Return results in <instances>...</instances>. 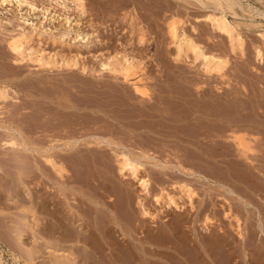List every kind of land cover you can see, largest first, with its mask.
Listing matches in <instances>:
<instances>
[{
    "label": "rangeland",
    "instance_id": "374dc122",
    "mask_svg": "<svg viewBox=\"0 0 264 264\" xmlns=\"http://www.w3.org/2000/svg\"><path fill=\"white\" fill-rule=\"evenodd\" d=\"M129 1L131 3H129L128 0L125 2H123V0L122 1H120V0H110V1L109 0H86V7H87L86 8L87 9L86 15L83 18H80L78 20V22H76V23L73 22V24H72L73 29L70 32V35L68 37H65L66 41H68V42H66V41L63 43L52 42L50 40V38H47L48 37L47 34H45V35H43L41 42H38V40L36 38H33V41H31L29 43V45L31 47L33 46V48H35V49H38V50L40 49L41 50L40 53L43 54V57L45 55V57H44L45 60L49 59V58L61 60L62 57L67 58V59L69 57H75V58H77V60L79 59L78 60L79 63H81V62L83 63V61H84V63L87 62L88 65L87 64L86 65L89 66V68L90 67L92 68V66L94 65L93 66L94 70L98 69L99 60L104 59L111 52L114 54L115 52L121 50V52H127L129 55L131 54L132 56L133 55L135 57L137 56L136 58L142 60L143 64H144V70L140 73L141 79L144 83L148 84V87L150 86L149 87L150 93L153 96L151 95L150 99L146 100V101H145V99L139 98L137 96H133L134 93L132 92V89H130L131 86H130V88H127V87H129V85L127 83L123 82L121 79L115 80L113 75H110V73L109 74L104 73L106 76L104 74L95 75L97 73L96 72L94 73V71L93 72L88 71V73H83L82 71L80 72V68H78V66L65 68L66 66H64V65L61 68H60V66H56L59 70L58 69L55 70L56 67L53 68L50 65H47L48 67L46 65L44 67L43 66L40 67V66L36 65L37 63L36 62L34 63V61L24 60L23 63L26 62L28 65V66L26 64L24 65L26 67V68L23 67L24 71L28 69L26 72H28L29 74L33 73L32 76L38 75L39 77H42V79L51 80L52 84H49L50 81H48L49 83H47V86H49V87L51 86V88H48V89H46L47 87L44 88L46 86V84H45V85H41L39 87V91L41 89H44V90L46 89L45 91H48L50 89H53V91H54L57 89L56 91H59V93H57L55 91L56 92L55 95L53 93V95H54L53 101H50L45 96L43 97V101H40V100L35 101V103L39 105L38 106L39 108H38L37 105L34 104V101H28V102L26 101V103H25V101L23 100V99H26L24 95H25L27 89L30 88V87H28V83L25 82V80H23V79H19V80L15 81V82H19L17 85H14V88L18 92V94H17V96H18L17 101L18 102L17 103H19V101H20V111H23L24 113L27 114V117H29V118L26 117L27 119L26 118L24 119L25 122H29V123H24L25 128H26L25 130L27 131V129H28L27 133L29 132L28 134L29 135L31 134L33 136L32 140H29L30 141L29 145L31 146V148L36 147V148H41V149L43 146H45L46 144H48L50 142L57 145L58 148L55 150L58 153V156L60 154L59 158L63 162L65 161L67 164L69 163L68 164L69 167H71V169L73 167L76 168L75 170L77 172H80L81 170H83L84 172L85 171L87 172V173L85 172L84 174H82L83 172L81 171L82 173H79V175L81 174L79 176L77 174V172L75 170H73L74 168L72 169L73 171H71V169H70L69 171L71 172V174H73L72 175L73 178H69V180L67 182H65V184H68V185L72 184L75 186H79L80 181L82 182L83 180H85L84 178H86V177H84V176L89 175V173H90V175H89L90 178L87 177V179L93 180L92 183L94 185H96L97 181L99 183V180H101L103 178L104 180L102 179V184H101V182L99 183V185L101 184L100 186L103 187L102 188L103 192H102V189L100 186H98V185H96V186H98L100 189V190H98V193L101 192L102 194L100 193V195L105 196V197L102 196L104 198V200L102 198H101V200H102V202L107 201V202H105L107 208L109 210L114 211L118 215H119V213L121 215L124 213L125 217L127 215L130 217L133 216L132 215V209H133V212H134L133 217H136L138 219L142 218V220H144L143 217L140 216L141 215V212H139L140 207H139L138 202H137L139 193H142V192H140V187L138 186V183L134 179H132L131 177H129V176L125 177V176H122L119 174L118 165H117V162L115 160V151L116 150L126 148V149H129L131 151L136 152V151H138V149L140 147H142L141 149L145 150L146 152L148 151L147 153H152L153 156H155V158L143 157L141 160L144 163L143 167H142V173L144 175H147L150 177L151 184L153 185V188L151 187L152 193H150V195H148L144 199V201L147 202V204L150 208H152V211L157 213V219L156 220L158 222L154 221V224L156 222L158 223V225L160 223H162L159 226H161V225L165 226V224H168V225L171 224L170 226H172V228L175 224V225H178L179 228L182 229L183 232H185L184 233L185 236H186V232L188 234L185 238V242L182 241L179 244L182 248L178 247V249H177V248L172 247V248L167 249V248H163V247L162 248L157 247V249H156L155 246H151L150 248H154L156 250H153V249L152 250L150 249L151 251L149 250L151 253H149V255H147V256H151L150 264H153V263L154 264H156V263L157 264H163V262L164 263L166 262L168 264H254L252 262L253 260L255 261L254 258H256V257H254V256H257V259H258V257H260V255H261V256H263V259H264V253H263L264 252V250H263L264 249V243H262V242H264V239H263L264 238V230L262 231V228H260L261 224H262V227L264 228V51H263L264 46H262V45H264V41L257 33L260 31V29L262 27L257 28L256 26H253L254 24H252V23H251L252 25L242 24V25L238 26V28H239L242 36H243V53H241L239 50H237L235 52H231L228 49L229 48L228 47V40L224 34L212 30V28H210L211 26L207 22L202 21L203 22L202 23L201 21H197V18H194L195 16L197 17V15L198 16L201 15L200 17H202V15L207 12V9H203V7L201 8L200 4H198L200 6V7H198L197 3L196 4L193 3L192 0H190V2H192V3H189L188 0H184V2H183V0H182V2L180 0L179 1L174 0V2L172 0H169L170 3L168 0H163V1L160 0V2L162 1L161 3H158L159 0L158 1L148 0V2H146V3H143V1L145 2L147 0H138V1L137 0L136 1L135 0L134 1L129 0ZM150 1H152V3H153V1L154 2L156 1L157 4L155 2L153 4L146 6L147 4L151 3ZM165 1H166V3H165ZM186 1H188V3ZM204 1H208V0H204ZM243 1H246V0H243ZM121 2H123V4H121ZM126 2L129 3L128 4L129 6L127 5ZM133 2H136L138 4V6L136 3H133ZM171 2L174 3L175 5L172 4ZM178 2H179V4H178ZM263 2H264V0H252L251 6L254 5L253 6L254 9H252L250 14L252 16H254L258 22L261 21L264 24L263 14L262 15L257 14V9L258 10H262V9L264 10ZM125 3H126V5H125ZM140 3H143L144 5L146 4V5L143 6V5H140ZM130 4L133 6H131ZM134 4L136 7L134 6ZM154 4H156L155 5L156 7L153 6ZM158 4H160V5H158ZM161 4L162 5L165 4V6H162ZM168 4H171V5H168ZM194 4L197 6H195ZM166 5H167V9H165ZM183 5H185L184 8H182ZM139 6L142 8L143 7H149V8H147L148 10H146V8H144V10L147 11V12H145L143 9L141 11V8H139ZM7 7L10 8V6H7ZM169 7H171L170 10H169ZM191 8H193V9H191ZM149 9H151L152 12ZM58 10L63 14L68 13L70 11L64 7L58 8ZM163 10H165L166 12H167V10L169 12L172 10L171 13H173V11H174V14L176 13L179 16H181L182 18L176 14H175L176 15L175 16V15H172L171 13L168 14L169 12L165 13V11H163ZM177 10H179V11L183 10L182 14H181V11L179 13V11L177 12ZM11 11H12V9H11ZM11 11H8L7 13L1 15V13L6 12V9H4L3 11L0 12V16L4 17L8 13L10 14ZM190 11H192V12H190ZM124 12H128V13L133 12L136 16L135 17L136 21L135 22L133 21L134 23L132 24L129 14L127 15V17L124 18V16H123ZM137 12H139V13H137ZM193 12L195 14H193ZM196 12H198V14H196ZM71 13H73V12H71ZM142 13H144L145 16ZM156 13H158L160 15H158ZM167 15H168V17H167ZM173 16L176 17L178 20H181L184 22L183 26H184L186 32L188 34H190L191 36H193L197 42H200L205 47L207 52H210V51L214 52L215 51V53L219 52L222 56L227 57V63H226V66L224 67L223 74H219V73L218 74L217 73L208 74V73L204 72L201 69V67H199V62H197V63L195 62L192 64L191 60H190V62H188V60H185L186 62H184L183 60L182 61H176V62L174 61L173 56H172V54H173L172 51L174 50V48L171 49V47H173V46L170 45V43H168L170 41L168 38L169 35L167 34L168 32H166L167 26L165 24L167 22V20L172 18ZM157 17H159V18H157ZM189 18H191V19H189ZM185 19H187V21ZM63 21L64 20H62L60 18H56L52 22H50V20H47L45 22V25L47 24V27L51 28V30H53L55 32V34H57L55 37H59L58 36L59 31L60 30L62 31L64 29V27L63 28L61 27V24L63 23ZM157 21H158V23H157ZM198 22L201 24H199ZM199 25H202V26H199ZM194 26L196 27L195 30L193 29ZM139 27L143 28V32L146 34V37H147V40H145V42H143L141 44L137 42ZM205 27H207V28H205ZM199 28H201V29H199ZM202 28H204L203 29L204 31H202ZM79 31L85 32L88 34L85 36L84 39H80L81 36L80 37L76 36V33ZM193 31L195 34L194 33L191 34ZM202 32H204V34ZM198 34L201 37H198ZM3 36L7 37V35H3L2 33H0V38ZM196 36L201 40L199 41V39ZM210 36H214V37H210ZM223 36L225 37V39ZM210 38H212V39L210 40ZM213 38H215V39H213ZM215 41H217V42H215ZM217 45H219V46H217ZM7 47H8L7 42L5 40H0V59H1L0 60V73L2 75L5 74V72L8 73L7 75H3V76L0 75V78H1L0 82L2 80H6L7 78H9V76H11V74H13V72L18 69L17 65H15V63H14L16 56L12 52H10L11 50L9 48L7 49ZM255 47L262 48V51H263V58L262 59H258L256 57ZM3 48H4V51L2 52ZM5 53L9 57L6 56ZM170 53H172V54H170ZM227 54H228V56H227ZM4 61H6V62L4 63ZM10 62H13V63H10ZM13 64L15 67L14 69H13ZM49 66H50V68H49ZM5 67H7V68H5ZM3 68H5L6 70L4 69L5 70L4 71ZM1 70H3V72ZM7 70L9 72L11 71L10 72L11 74ZM54 71H55V74H53ZM49 73H51V74H49ZM52 76L53 77L56 76L55 78H57V79L52 78ZM102 76H103V78H101ZM76 78L78 81H76ZM58 79H59V81H58ZM52 80L55 82H52ZM120 80L122 81V83ZM98 81H99V83H97ZM116 81L119 83H116ZM21 82H22V84H21ZM101 82H104V86H103V83H101ZM110 82H112V83L114 82L113 83L114 87H112V88L110 87L113 85ZM107 83H110V85L109 84L107 85ZM161 84H163V85H161ZM21 85L23 86V88L25 86L27 88L25 87V89H21L22 88ZM98 85H100V86H98ZM106 85L110 88H108ZM94 86H96L97 88ZM115 86L117 88L120 87L119 88L120 91H118V92H121L122 95L117 92L118 89H116ZM62 87H64V88H62ZM67 87L69 88V90H71V92L69 90L68 91L66 90V89H68ZM90 88H92V89H90ZM113 88L116 89V92L114 91ZM61 89H63V90H61ZM78 89L79 90L82 89V91L79 92V91H77ZM83 89H84V91H83ZM97 89H98V91H97ZM101 89H103V90L101 91ZM109 89H111V90H109ZM121 89H122V91H121ZM44 90L41 92L45 93V94L50 93V91L45 92ZM92 90H94V92ZM185 90H186V92H185ZM105 91H109L110 94L108 92L106 93ZM111 91H112V93H111ZM128 91H130V93H131L130 96L132 95L131 97L129 96ZM52 92L50 94H52ZM89 92H91V93H89ZM124 92H125L126 96L123 94ZM85 93H88V94H85ZM114 93L119 94V96L117 94L115 95ZM100 94H101V96H99ZM106 94H107V96H106ZM181 94H182V96H181ZM183 94H185V96ZM85 95L86 96L89 95V97H85ZM93 95L99 97L103 101H101L98 98L93 97ZM164 95H166L167 97ZM103 96L107 97V98L104 99ZM108 96H111V97H108ZM120 96L122 97L121 100H120ZM173 96H175V97H173ZM21 97H23V98H21ZM77 97H78V99H77ZM91 97H93V98H91ZM118 97H119V99H116V101H115L114 99L118 98ZM126 97H127V100H126ZM163 97H166L167 99H165ZM110 98L113 100H109ZM159 98H160V100L163 99V102L158 100ZM187 98H189V99H187ZM39 99H42V97H40ZM92 99H94V101L96 100L98 102L100 100V102L105 103L106 106H104V104H103V106H101L102 103L100 105V103H98V102L96 103ZM122 99L125 100L126 102H122L123 101ZM182 99H183V101H182ZM1 100L2 99H0V104H1L0 105V111H1L0 112V116H1L0 119L1 118H4V119L7 118V120H8V118H9L11 120V118L9 116L10 111H8V110L11 109V106L13 107L14 105L16 107H19L18 106L19 104H17L15 101H14L15 103H12L13 102L12 100H11V103H10V101L2 102ZM85 100L89 101V102H86ZM119 100L121 103L119 102ZM141 100H143L144 102H141ZM78 101H79V103H78ZM111 101H113V102H111ZM150 101H152V102H150ZM158 101L161 103H159ZM188 101L189 102L191 101V102L189 103ZM38 102H40V103H38ZM41 102H43L44 104L42 105ZM55 102H57V103H55ZM92 102H94L93 105H92ZM114 102L116 104H114ZM194 102H196V103H194ZM23 103H25V106ZM31 103H32V105H31ZM58 103H60V105ZM80 103H82V105ZM109 103H111V105H109ZM117 103H120L123 106L120 104L117 105ZM123 103H125V104L127 103L128 106L123 104ZM135 103H138V104H135ZM148 103L152 104L153 106L148 104ZM153 103H155V108H154ZM192 103H194V104H192ZM2 104H3V107L5 106V104H6V106L3 108ZM49 104H51V105H49ZM52 104H53V106H52ZM87 104H88V106H85ZM95 104H97V105L99 104V105L97 106ZM76 105H78V106H76ZM135 105H136V109L133 110V108H135ZM137 105L139 106V108H137L138 107ZM146 105H147V107H145ZM26 106H27V108H26ZM47 106L52 108L51 109L52 111L49 110L50 108H48ZM115 106H118L120 108L117 109V107H115ZM140 106H142V108ZM32 107H33V111L30 112V110H32ZM41 107H44V108L41 109ZM46 107H47L48 111H47V109L43 110ZM161 107H163V109ZM55 108L57 109V111L60 108L61 112L66 111V113L68 112L69 114L62 112L63 115H61L62 113L59 110L58 114L61 116H58V115H56L57 113H55V112H57ZM144 108H146V110ZM149 108H152V109H149ZM157 108H160V110L162 109L164 112L160 111L159 109L157 111ZM112 109L115 110L116 112H114ZM119 109H121L123 111H121ZM165 109L167 110V112ZM186 109L188 111L190 110L189 111L190 113L184 112ZM197 109H199V110H197ZM35 110L37 112L39 111L42 113L43 112L47 113L48 120L50 119L49 120L50 122L48 121V123L46 121L43 122L41 120L43 122V124H41L40 128H42L43 131L40 128H38V130H37V127H34L36 125V123L34 124L35 121L41 122L40 121L41 118H39V117L37 118V114H36L37 112ZM117 110H119L121 112V115L122 114L123 115L122 116L117 115V112H118ZM124 110H127L128 112H130L132 114L136 113L137 115L131 114L132 115L131 118L127 117L128 113H127V111H124ZM148 110L150 111V113ZM49 111H51V112H49ZM76 111H78V112H76ZM109 111H111V112H109ZM141 111H143L144 114H142L143 112H141ZM33 112H34V114H36V116L32 115ZM6 113H7L8 117L5 116ZM125 113L127 115L126 116L127 118L122 119L123 116L125 117ZM139 113H140V115H139ZM30 114H31V116H28ZM146 114H147V117H146ZM151 114H154V115H151ZM183 114H184V116H186L185 118L182 117ZM54 115L56 116L55 119L58 118L57 121L54 120ZM77 115H79V116H77ZM97 115H99L100 120H97L98 118L96 119V117H98ZM109 115H112V116H109ZM163 115H165L164 118L162 117ZM195 115L198 117V119L194 121L193 118L196 117ZM91 116H93V117H91ZM156 116H158V117H156ZM168 116H170L169 117L170 120H169V118H167V120H166V117H168ZM171 116H176L179 118V120L177 118H174V120H173V118ZM69 117H71L73 119H71V118L69 119ZM190 117H192V120ZM52 118H53V120H52ZM101 118H104V119H101ZM105 118H106V120H105ZM143 118H145V120ZM160 118L163 119L162 120L163 122L160 120ZM171 118H172V120H171ZM28 119L31 120V122H33V124L30 123V121ZM95 119H96V121H95ZM146 119H147V121H146ZM175 119H177V122H175L176 121ZM214 119H216V120H214ZM72 120H73V122H72ZM141 120L142 121L144 120L145 123L144 122L142 123ZM153 120H157L159 122V124H160V122H162V124L164 123L163 126H165V124H166V126H165L166 128L163 127L162 124L157 125L158 122L157 121L153 122ZM52 121H53V123L55 122L56 125H59L61 127L60 128V127L55 125L54 128L57 129V132L55 131L54 128L53 129L51 128L50 132H49V130H45L44 123L45 124L47 123L46 124L47 128L49 125L51 127H53L54 125L53 126L51 125V124H53ZM58 121L59 122L61 121L62 125H61V122L59 123ZM64 121L67 122V124L64 123ZM124 121L126 123H123ZM127 121L129 122V124L127 123ZM199 121L202 124L201 123L198 124ZM74 122H76V124ZM112 122H114V123L112 124ZM155 122H157V123H155ZM167 122H168V124L171 123V125L169 124V126H168ZM189 122L192 124H189ZM71 123H73V124H71ZM133 123H134V125H133ZM152 123H153V125H152ZM172 123L174 125L172 127L173 129L170 127V126H172ZM179 123H180V125H178ZM195 123H197L196 125H200V127H202V128H199V127L197 128ZM31 124L34 128L31 126ZM114 124H115L116 128H115ZM130 124L133 126H131ZM63 125H65V126L63 127ZM99 125H100V127H99ZM108 125H110V127H108ZM117 125H118V127H117ZM135 125H141V126H139V128H137V126H135ZM175 125H176V127H175ZM192 125H194V128H197L194 130H198V132L200 134L202 132L204 134V135L201 134V136H200V139H201L200 142L201 143H198V145L200 147L203 145L202 148H204L208 151L213 149L214 154H215L214 157H210V156L205 155L204 158L206 159V161L203 162L205 165H203V164L198 165L199 169H200L199 172L201 174H204L205 176L209 177L210 182L207 180H204L202 177L201 178L195 177L194 182L193 181L191 182V185L195 189H197L198 194L201 195V196L200 195L197 196V199L195 200V203L197 204L198 203L197 200L201 199V205H200L201 208L197 212L198 214L190 211L187 208L188 205L186 203H185L184 211H181L180 213H178L177 211L171 212L172 209H170L168 207L165 208L166 206H164L163 208L161 207V205L164 204L165 197H163L164 200L162 198L160 202H156L153 196L158 195L159 192H161V188L165 186L164 187L165 190H168V192H171L176 198H178V196H180V195L182 196L181 199H177V200H179L181 202L182 201L185 202L186 197L184 195L180 194L181 192L179 191L178 188H175V186H176L175 183H177V181L179 182V180L181 181V178L184 177V175H181L182 176L181 177L179 175V173H178V175L174 174L175 170H173V173L172 172H169V174L166 173L168 175H166L164 177V179L168 176L165 179V181L168 180L170 183L168 181H166V183L164 182V184H163L164 186H160L159 185V183H160L159 178L162 175L160 177H158L161 173L159 172V169H158L159 167L155 166L154 163L155 162L160 163L162 160H168V159H169V161H172V162H175L176 160H180L181 162L185 163L184 166H187V168L193 167L192 164H193L194 160L192 159L193 155H192L191 149H193L192 151L195 150L197 152L199 151V149L197 147H190V148L185 147V146H187V140L188 141L190 139H191V141L195 140L193 133H192L193 137H191L188 134L189 132L191 134V129L193 128ZM42 126H44V127H42ZM69 126H71L72 128H70ZM83 126H84V128H83ZM56 127H58V128H56ZM91 127H92V129H91ZM93 127L94 128L97 127V128L94 129ZM133 127H136V128H133ZM158 127L161 130H159ZM65 128H67V129H65ZM112 128L114 130L118 129L119 132L117 130H115V132H114ZM30 129H32L35 132H33V131L31 132ZM70 129H72V131H70ZM76 129H78V130H76ZM154 129H155V131H154ZM179 129H180V131H179ZM129 130H130V132H129ZM226 130H228V131H226ZM73 131L76 135L73 133ZM111 131L114 133L112 134ZM99 132H101V133H99ZM106 132H107V134H106ZM141 132H143L144 134H142ZM234 132L244 133L246 135V137L251 140V143H252L253 147L255 148V152L253 153V155H251V157L249 158L248 161L246 158L238 155L239 151L236 149L232 140L230 138H228V136H230ZM40 133H41V135H40ZM46 133H47V135L45 136ZM102 133L103 134L105 133V134L102 135ZM130 133H131V135H130ZM133 133H134V135L132 136ZM140 133L142 135H140ZM186 133L189 136H187ZM96 134H98V135H96ZM117 135H120V136H117ZM37 136H40L42 139L43 138L44 139L42 140L41 138H38ZM96 136L97 137H106L107 139H111V140L115 141L114 142L115 145L112 144V145L106 146L104 143L98 144L96 142L98 140L96 138ZM121 136L122 137L124 136V138H122ZM128 136H132V138L128 137ZM136 136H137L136 139H138V141L135 140ZM125 137H127V138H125ZM184 137L189 138V139H185V142H183L181 139H183ZM45 139H46V141H45ZM76 139H80V141H78L76 143V146H78L81 149L86 148V150H88V151H85L84 149L81 150L78 147H77V149H75L73 151L66 150L65 145L68 144L66 142H69L70 140L71 141L76 140ZM141 139H142V141H141ZM213 139H215V140H213ZM40 140H42V141H40ZM94 140H96V141H94ZM178 141L179 142L182 141V143L178 144L179 143ZM205 141H206V143H205ZM36 142H38V143H36ZM40 142H43V143L41 144ZM83 142L85 143V145ZM132 142H134V143H132ZM142 142H143V144H142ZM202 142H203V144H202ZM141 145H143V146H141ZM177 145H180V146L178 147ZM182 145H184V146H182ZM64 147H65V149H64ZM164 148L168 149V150H165ZM187 148L190 150V153L192 156L189 153H187V152H189V150H187V152H186ZM105 149H107V150H105ZM141 149L139 151H142ZM161 149H162V152L160 151ZM101 150L103 151V153H101L102 152ZM8 151H10L9 152L10 157L11 156L13 157L15 155L14 150H8ZM84 151H85V153H83ZM183 151L186 152L187 156H186V154H184ZM92 152L93 153L95 152L94 155ZM158 152H161V153H158ZM35 153L37 156H39L37 154V151ZM62 153L65 154L64 156H66L67 158H61V157H63V156H61V155H63ZM74 153H75V156H76V153H77V156L80 155L79 158L74 157ZM86 153H89V155H86ZM167 153L170 155H168ZM180 153L183 155L181 156ZM26 154H28V152H26ZM70 154H72V155H70ZM165 154H167V155H165ZM188 154L190 157L188 156ZM178 155H180V156H178ZM88 156H92V158L89 157V159H88ZM165 156H167V157H165ZM206 156H207V158H206ZM29 159H31V158L28 157L24 161L25 163L23 162V165H25L24 169H26V163H27L26 161H28ZM69 159L72 161L71 164H70ZM87 159L89 161L93 160L94 163L92 161L93 164L91 162H89V164H87L88 163ZM208 159H210L209 163L214 161V163H215V165H213L214 167H212L213 163L209 164L210 166L208 165V162H207ZM244 159H246V160H244ZM14 160L15 159H12V160L8 159L6 161L7 162L6 165L1 164V167H4V168H0V171H1L0 175L4 174V177L2 175V179L0 177V179L3 180L2 183L0 181V198L4 197L3 198L4 200L3 199L2 200L5 202V204H1L0 206L4 205L3 206L4 212L9 216L6 219V224H7L8 230H7V232L4 231L5 234L3 236L1 235L2 240H3L2 241V247L5 249V251L4 252L0 251V257H1V254H3L2 255L3 264H17V263L18 264H27V262L24 261L22 255H21L19 247L16 246V244L14 243V240H16L15 238H17L16 230L22 228V231H23V227H25L23 233L25 232L24 234H26V235L22 236V238H23L22 240L24 241V244L26 245V247L27 246H28V248L34 247L33 250H35L37 252L36 253L34 251V254L32 256H34L36 254H37V256H34L36 258L33 257V260L31 262H33L34 264H50L51 262H53V260L50 258L51 257L50 248L45 247V244H44L45 239L43 238V237H47L48 234L43 231L45 228L44 221L46 220L47 215H46V213L43 212L42 205H41V194L44 191L41 188V187H43L42 186L43 184L39 183L40 181H42V180H40L41 174H40L39 170H36L35 175L36 174H39V175L38 176L34 175L40 181L38 179H34L32 182H24V184L19 182L18 176L16 174L17 173L16 160L15 161ZM79 160L83 161L82 163H84L85 160L87 161V162L85 161V163H84V165H86V166H84V167H86L85 168L86 170L83 168V165H81V162ZM187 160H189V162L190 161L191 162L188 163V162H186ZM96 162H98L100 165H98V163H96ZM9 163H10V165H9ZM66 163H64V164H66ZM14 164H15V167L13 166ZM73 164L74 165L78 164V165L77 166L76 165L71 166ZM90 164H92V166ZM103 165H105L106 167H104ZM78 166L79 167L81 166L83 169H79ZM215 166L218 168L216 169ZM27 167H28V165H27ZM69 167H67V168H69ZM89 167H90V169H91V167L94 168L92 173L87 171L89 169ZM4 169H6V170H4ZM109 169H110V171H109ZM102 170L103 171L105 170V171L103 172ZM11 171H13V172H11ZM175 173H177V171ZM91 174L96 175V177L95 176L93 177ZM105 174H106V178L103 177V175L105 176ZM169 175L170 176L172 175V177H170ZM173 175H177L179 178L178 177L175 178ZM82 176L84 178H82ZM173 177L176 180H174ZM75 178H82V180L81 179L75 180ZM95 178H98L99 180L95 179ZM4 179H5V181H4ZM94 179L97 181H95ZM184 179L187 180L188 178H186V176H185L184 178H182V180H184ZM72 180L73 181L75 180V182H73ZM157 180H158V182H157ZM37 182H38V184H37ZM18 183H19V185H18ZM32 183H35V184H32ZM49 183H51V182H49ZM90 183H91V181H90ZM172 183L175 184V186L172 185ZM193 183L195 184V186L193 185ZM38 185L39 186L41 185V186L39 187ZM3 187H4V189H3ZM113 187H114V189H113ZM116 187L120 188L119 189L120 192L117 191ZM39 188L41 190H39ZM28 190L32 192L33 196H31L30 194L27 193ZM7 191H9L10 193H6ZM122 191H123V193H122ZM117 192H118V194H117ZM120 193H122L123 196H128V195L129 196L131 195V196H130V198L129 197L125 198L122 195L120 196ZM78 196H81V195L78 194L77 197ZM140 197H144V195H141ZM80 198L81 197H78L77 200L78 199L81 200ZM184 198H185V200H184ZM213 198L215 201L213 200ZM132 199H133V201H132ZM121 200H124V203L131 202L132 204L129 203V205L126 206L127 209L125 207V211L128 209H131V210H128L126 212L124 211L123 213L120 212L121 211L120 208L122 206ZM71 201L73 203H77V202L73 201V199H71ZM204 201H205V203H203ZM125 205H127V204H124L123 206H125ZM198 205H199V203H198ZM11 206H12V208H11ZM22 207H24V210ZM50 207L52 208L53 205L51 204ZM10 208H11V210H10ZM167 209H170V210H167ZM185 211H187V212H185ZM187 213H189V215ZM20 214H21V216L26 215V217H27V219L25 221H23L22 223H21V220L19 218ZM206 214L208 216H210L211 218L212 217L214 218L212 220V223L210 224V227L208 230H206V229L204 230L203 224L205 222H203V220H201L202 222L200 221L201 223L197 222V221L195 222L196 216L200 215V218L204 219ZM42 216L45 218H43ZM58 216H60V214H58ZM176 216H177V218H175ZM168 217L170 218V220ZM42 218L44 219V221ZM178 218L180 221L178 220ZM13 219H15V221ZM176 219L179 221V224L183 222L181 224L182 226L177 224L178 221ZM11 220H12V222L14 221L13 224H12ZM38 220H40V221H38ZM53 220H55V219L50 218L51 222H53ZM166 220L167 221L169 220V223L166 222ZM181 220H182V222H181ZM186 220L188 221L189 225H187V222H185ZM237 220L240 224V229H241L243 235H239L236 231L235 226L237 224ZM146 221H149V220H146ZM122 222H124V221H122ZM214 222H215V224H214ZM53 223H58V221L55 220ZM148 224L151 225V224H153V222L152 223L150 222ZM154 224H153L154 229L158 228V227L155 228V226H157V224H155V225ZM185 224H186V227H185ZM12 225H14V227ZM193 227H195V228H193ZM0 228H1V226H0ZM1 229H3V228H1ZM27 230H28V234L31 233L32 235L31 234L28 235ZM58 230H60V232L62 231L61 229H58ZM10 231H12L11 232L12 236H10V238L12 237L11 238L12 240L9 238V234H6ZM141 231L140 232L138 231L139 232L138 236L142 235V237L144 239H146L144 237L145 236L144 233L142 234ZM15 234H16V236H14ZM57 235H58L57 232H55L54 235L52 234V235H50V237L52 238V240H54V239H56ZM250 236H252V237H250ZM5 237H8V238H5ZM189 238H190V240H188ZM6 239L8 242H6ZM29 242H32V243H29ZM190 243H191V245H192V243H193V245H196L194 247L192 245L194 250L192 249ZM9 244H11V247L14 246L12 248L13 250L11 249ZM259 245H262V246H259ZM189 248L193 251L189 250ZM259 248H260V250H259ZM185 249H187L188 251H187V253L185 251L183 254V251ZM164 250L167 251L166 252L167 254L165 253ZM262 250H263V252H262ZM12 251H15L17 255H21V258H22L21 261L15 263V260L13 259V256L11 255ZM17 252H19V254ZM162 252H163V254H162ZM180 252H181V254H180ZM193 252H195V254ZM253 252L257 255L253 254ZM162 255H164L165 257H163ZM169 255L172 258H170ZM166 257H168V258H166ZM196 258H197V261H196ZM192 259L194 260V262ZM260 259L258 260L259 262L257 261V263L258 264H264L263 263L264 260H262L261 257H260ZM12 261H13V263H12ZM38 261H41L42 263L38 262ZM36 262H38V263H36Z\"/></svg>",
    "mask_w": 264,
    "mask_h": 264
},
{
    "label": "bare ground",
    "instance_id": "6f19581e",
    "mask_svg": "<svg viewBox=\"0 0 264 264\" xmlns=\"http://www.w3.org/2000/svg\"><path fill=\"white\" fill-rule=\"evenodd\" d=\"M110 1V0H109ZM122 1V0H120ZM127 0H123V2H125ZM132 1V0H131ZM134 1V0H133ZM136 1V0H135ZM138 1V0H137ZM158 1V0H156ZM155 1V2H156ZM163 1V0H162ZM161 1V2H162ZM169 1V0H168ZM174 2V0H172ZM179 1V0H177ZM182 2V0H180ZM189 3H197L201 5V8L203 7V9H207V12L206 13H202V17L198 16L197 17L195 16L194 18H197V21H205L207 22L212 28V30L216 31V32H219V33H222L226 36L227 40H228V49L231 51V52H235L237 50H239L241 53H243V36L238 28V26L242 25V24H245V25H252L254 24L253 26H256L257 28H260V31L257 32L258 35L263 39L264 41V24L261 22V21H257L256 18L254 16H252L250 14V12L252 11L253 6H251V1L250 0H246V1H243V0H208V1H204V0H192V2H190V0H188ZM188 1H186L188 3ZM117 2V1H116ZM123 2H121V4H123ZM129 3H131L129 0H128ZM128 2L127 5L129 4ZM140 2V1H139ZM142 2V1H141ZM148 2L147 1H143V3H146ZM151 3L149 4H145L146 6L150 5V4H153L155 3L153 1H150ZM160 0L158 1V3H161ZM184 2V0H183ZM246 2V3H245ZM248 2V3H247ZM256 2V1H255ZM254 2V3H255ZM125 3V5H126ZM133 3H136V2H133ZM143 3H140V5H143L145 6ZM164 3V2H163ZM166 3V1H165ZM170 3V1H169ZM172 3V2H171ZM137 4V3H136ZM157 4V2H156ZM154 4L153 6L156 7ZM174 4V3H172ZM179 4V2H178ZM194 4V5H195ZM262 4V3H261ZM131 5V4H130ZM160 5V4H158ZM162 5V4H161ZM168 5H171V4H168ZM175 5V4H174ZM173 5V6H174ZM186 5V4H185ZM185 5H183L182 8L185 7ZM195 5V6H197ZM263 5H264V2H263ZM7 6H10L7 7ZM124 6V5H123ZM129 6V5H128ZM133 6V5H131ZM135 6V4H134ZM138 6V4H137ZM162 6H165V4H163ZM13 7V8H12ZM26 7V8H25ZM61 7H64L70 11L68 13H61L58 8H61ZM136 7V6H135ZM161 7V6H160ZM198 7H200L198 5ZM86 0H0V10L3 11L4 9H6V12H3L1 13L2 14H5L7 13L8 11H11V13L7 14L6 16L4 17H1L0 16V33H2L3 35H7L6 36H3L0 38V40H5L7 42V49L9 48L13 54H15V60H14V63L15 65H17L18 69L16 71L13 72V74H11L8 70V72L11 74V76H9V78H7L6 80H2L0 82V99H2L1 101L4 102V101H10L11 103V100L13 101L12 103H17V90L14 88V85H17L19 82H15L16 80H19V79H23L25 80V82L28 83V88L26 93H25V98L26 99H23L26 103V101H34V104L37 105V107L39 106L38 104L35 103V101L37 100H40V101H43V97H47L50 101H53L54 99V95L55 93H59V91H56L53 89H50L48 91H50V93L52 92V94H45V93H42L41 91H43L44 89H41L39 91V87L41 85H45L46 86L44 88L48 89V88H51V86H47V83H49L48 81H50L49 84H52L51 83V80H47V79H42V77H39L38 75L37 76H32V74H29L28 72H26L27 70H23V67L26 68L24 65L27 63H23L24 60H30V61H34V63L36 62L38 66H47V65H50L51 67H56V66H60V68L64 65L66 66L65 68L67 67H76L78 66V68H80V72L82 71L83 73H88V71H91L94 73L96 72L97 74L95 75H101V74H104V73H110V75H113V77L116 79H121L123 82L127 83L129 85V87L127 88H131L132 89V92L134 93L133 96H137L139 98H142V99H145L146 100H149L150 97H151V93H150V89L148 87V84L144 83L141 79V76H140V73L144 70V64H143V61L140 60V59H137L134 55L132 56L131 54L129 55L127 52H121L120 51H117L115 52L114 54L111 52L108 54L107 57H105L104 59H100L99 60V67L98 69H93L94 65L92 66V68L89 66H87V62L83 63H79L77 58L75 57H69L68 59L67 58H61V60L59 59H44L43 57V54L40 53V49H35L33 48V46L31 47L29 45V43L31 41H33V38H36L38 40V42H41V39L43 38V35L47 34V38H50V40L52 42H55V43H63L66 41L65 37H68L70 35V32L72 31L73 27H72V24L73 22L76 23L78 22V20L80 18H83L85 15H86ZM141 8V11L142 9L144 10V8H146V10H148L147 8L149 7H140ZM151 8V7H150ZM171 7H169V10H170ZM180 8V7H179ZM178 8V9H179ZM190 8V7H189ZM194 8V7H193ZM191 8V9H193ZM196 8V7H195ZM24 9V10H23ZM167 9V5H166V8ZM173 9V8H172ZM200 9V8H199ZM137 10V9H136ZM135 10V11H136ZM151 10V9H149ZM156 10V9H155ZM162 10V9H161ZM190 10V9H189ZM0 11V12H1ZM138 11V10H137ZM145 11V10H144ZM143 11V12H144ZM157 11V10H156ZM165 11V10H163ZM176 11V10H175ZM179 10H177L178 12ZM181 11V14H182V11L183 10H180ZM179 11V13H180ZM140 12V11H139ZM137 12V13H139ZM147 12V11H145ZM144 12V13H145ZM149 12V11H148ZM152 12V10H151ZM160 12V11H159ZM167 12H169L167 10ZM165 11V13H167ZM172 12V10L168 13L170 14ZM185 12V11H184ZM183 12V13H184ZM192 12V11H190ZM142 13V14H144ZM161 13V12H160ZM124 15V18L127 17V15L129 14L130 16V20H131V23L133 24L136 20H135V14L133 12H124L123 13ZM158 14V13H156ZM163 14V13H162ZM172 15H175L174 14V11L173 13H171ZM193 14H195L193 12ZM196 14H198V12H196ZM256 14V13H255ZM257 14L259 15H262L263 14V17H264V10H258L257 9ZM155 15V14H154ZM160 15V14H158ZM165 15V14H164ZM178 15V14H176ZM175 15V16H176ZM145 16V14H144ZM179 16V15H178ZM183 16V15H182ZM143 17V16H142ZM147 17V16H146ZM168 17V15H167ZM181 17V16H179ZM56 18H60L63 21V23L61 24V27L64 29L61 31H59V34L58 36L59 37H55L57 34H55V32L53 30H51V28H48L47 27V24L45 25V22L47 20H50V22H52L53 20H55ZM152 18V17H151ZM159 18V17H157ZM165 18V17H164ZM182 18V17H181ZM149 19V18H148ZM163 19V18H162ZM191 19V18H189ZM116 20V19H115ZM187 21V19H185ZM262 20V19H261ZM134 21V22H133ZM152 21V20H151ZM164 21V20H163ZM191 22V21H190ZM243 22V23H242ZM256 22V23H255ZM158 23V21H157ZM164 23V22H163ZM197 23V22H196ZM199 23V22H198ZM203 23V22H202ZM250 23V24H249ZM252 23V24H251ZM166 24V28H167V31L168 32L167 34L169 35L168 38H169V41L168 43H170V45H172L173 47H171V49L174 48V50L172 51V56H173V59L174 61H184L186 62L185 60H188V62H192L193 63H197L199 62V67H201V69L208 73V74H212V73H219V74H223V71H224V67L226 66V63H227V57L226 56H222L219 52L215 53L210 51V52H207V50L205 49V47L200 43V42H197L193 36H191L190 34H188L183 26L184 22L181 21V20H178L176 17H172L170 19L167 20V22L165 23ZM192 24V23H191ZM201 24V23H199ZM161 25V24H160ZM203 25V24H202ZM202 25H199V26H202ZM263 25V26H262ZM161 27V26H160ZM204 27V26H203ZM163 28V27H162ZM165 28V27H164ZM207 28V27H205ZM209 28V29H210ZM188 29V28H187ZM192 29V28H191ZM193 29L195 30L196 27L194 26ZM201 29V28H199ZM204 28H202V31ZM206 31V30H205ZM200 32V31H199ZM194 31L191 33L193 34ZM197 33V32H196ZM204 34V32H202ZM88 33H85V32H77L76 33V36H81L80 39H84L85 36L87 35ZM166 34V33H165ZM195 34V33H194ZM206 34V33H205ZM202 35V34H201ZM215 35V34H214ZM216 36V35H215ZM197 37V36H196ZM195 37V38H196ZM198 37H201L199 34H198ZM197 37V38H198ZM205 37V36H204ZM209 37V36H208ZM210 37H214V36H210ZM224 37V36H223ZM216 38V37H215ZM213 38V39H215ZM199 39V38H198ZM208 39V38H207ZM212 38H210L211 40ZM225 39V37H224ZM145 40H147V37H146V34L143 32V28L142 27H139V33H138V38H137V42L138 43H143L145 42ZM149 40V39H148ZM201 39H199L200 41ZM226 40V41H227ZM68 42V41H66ZM208 42V41H207ZM217 42V41H215ZM5 43V42H4ZM225 43V42H224ZM209 45V44H208ZM169 46V45H168ZM206 46V45H205ZM219 46V45H217ZM264 46V45H262ZM170 48V47H169ZM214 49V48H213ZM228 50V51H229ZM4 51V48L2 50V52ZM264 51V49H263ZM263 51H262V48H259V47H255V55L258 59H262L263 58ZM7 52V51H6ZM40 53V54H39ZM6 54V53H5ZM4 54V55H5ZM169 54V55H170ZM220 54V55H219ZM225 54V53H224ZM231 54V53H230ZM3 55V54H2ZM10 55V54H9ZM6 56H8L6 54ZM141 56V55H140ZM228 56V54H227ZM9 57V56H8ZM14 57V56H13ZM49 57V56H48ZM2 58V57H1ZM47 58V57H46ZM60 58V57H59ZM3 59V58H2ZM1 60V59H0ZM8 60V59H7ZM11 60V59H10ZM172 60V59H171ZM3 61V60H2ZM9 61V60H8ZM6 61H4L5 63ZM9 63V62H8ZM10 63H13V62H10ZM87 64V65H86ZM2 65V64H1ZM3 66V65H2ZM11 66V65H10ZM9 66V67H10ZM28 66V65H27ZM49 66V68H50ZM162 66V65H161ZM48 67V66H47ZM7 68V67H5ZM3 68V70L5 69ZM14 64H13V69H14ZM96 68V67H95ZM58 69L57 67L55 68V70ZM147 69V68H146ZM168 69V68H167ZM3 70H1L3 72ZM6 70V69H5ZM4 70V71H5ZM43 70V69H42ZM54 70V69H53ZM59 70V69H58ZM24 71V72H23ZM52 71V70H51ZM146 71V70H145ZM37 73V72H36ZM52 73V72H51ZM49 73V74H51ZM65 73V72H64ZM90 73V72H89ZM8 73L5 72V74L3 75H7ZM47 74V73H46ZM55 74V71L54 73ZM180 74V73H179ZM0 75H2L0 73ZM2 75V76H3ZM45 75V74H44ZM105 75V74H104ZM144 75V74H143ZM106 76V75H105ZM108 76V75H107ZM203 76V75H202ZM46 77V76H45ZM56 77V76H55ZM52 76V78H55ZM77 77V76H76ZM112 77V76H111ZM165 77V76H164ZM51 78V77H50ZM69 78V77H68ZM89 78V77H88ZM103 78V76L101 77ZM189 78V77H188ZM1 79V78H0ZM57 79V78H55ZM61 79V78H60ZM65 79V78H64ZM79 79V78H78ZM84 79V78H83ZM90 79V78H89ZM107 80V79H106ZM113 80V79H112ZM120 80V81H121ZM166 80V79H165ZM179 80V79H178ZM59 81V79H58ZM62 81V80H61ZM76 81L77 78H76ZM91 81V80H90ZM100 81V80H99ZM99 81L97 83H99ZM103 81V80H102ZM111 81V80H110ZM119 81V80H118ZM121 81V83H122ZM167 81V80H166ZM204 81V80H203ZM52 82H55L52 80ZM82 82V81H81ZM115 82V81H114ZM113 82V83H114ZM168 82V81H167ZM57 83V82H56ZM55 83V84H56ZM83 83V82H82ZM96 83V82H95ZM103 83V86H104V82H101ZM112 83V82H110ZM110 83H107V85ZM112 83V84H113ZM116 83H119L116 81ZM115 83V84H116ZM124 83V84H125ZM179 83V82H178ZM187 83V82H186ZM22 84V82H21ZM92 84V83H91ZM54 85V84H53ZM101 85V84H100ZM98 85V86H100ZM106 85V86H107ZM163 85V84H161ZM22 86V85H21ZM58 86V85H57ZM177 86V85H176ZM197 86V85H196ZM26 87V86H25ZM25 87L21 89H25ZM60 87V86H59ZM96 87V86H94ZM108 87V86H107ZM111 88L114 87V84L112 86H110ZM108 87V88H110ZM116 87V86H115ZM125 87V86H124ZM189 87V86H188ZM27 88V87H26ZM64 88V87H62ZM68 88V87H67ZM88 88V87H87ZM93 88V87H92ZM90 88V89H92ZM97 88V87H96ZM100 88V87H99ZM120 87H116L117 92L120 91L119 89ZM190 88V87H189ZM188 88V89H189ZM45 89V90H46ZM94 89V88H93ZM114 89V88H113ZM116 89H114V91L116 92ZM126 89V88H125ZM175 89V88H174ZM44 90V91H45ZM63 90V89H61ZM67 91L69 90L66 89ZM103 89H101L102 91ZM111 90V89H109ZM24 91V90H23ZM48 91H45V92H48ZM56 91V92H55ZM71 92V90H69ZM77 91L81 92L82 89H78ZM84 91V89H83ZM94 92V90H92ZM96 91V90H95ZM98 91V89H97ZM100 91V90H99ZM100 91V92H101ZM122 91V89H121ZM126 91V90H125ZM131 91V90H130ZM130 91H128L129 93V96H130ZM171 91V90H170ZM64 92V91H63ZM69 92V93H70ZM106 93L108 92L110 94L109 91H105ZM153 92V91H152ZM186 92V90H185ZM238 92V91H237ZM54 93V95H53ZM68 93V94H69ZM91 93V92H89ZM99 93V92H98ZM104 93V92H103ZM112 93V91H111ZM121 94V92H118ZM127 93V92H126ZM184 93V92H183ZM73 94V93H72ZM83 94V93H82ZM85 94H88V93H85ZM108 94V95H109ZM115 95L117 93H114ZM125 95V92L123 93ZM155 94V93H154ZM178 94V93H177ZM190 94V93H189ZM205 94V93H204ZM113 95V94H112ZM119 96V94H117ZM122 95V94H121ZM156 95V94H155ZM179 95V94H178ZM177 95V96H178ZM185 96V94H183ZM219 95V94H218ZM101 96V94L99 95ZM107 96V94H106ZM114 96V95H113ZM126 96V95H125ZM124 96V97H125ZM132 96V95H131ZM130 96V97H131ZM153 96V95H152ZM166 96V95H164ZM182 96V94H181ZM193 96V95H192ZM233 96V95H232ZM20 97V96H19ZM40 97H42V99H39ZM72 97V96H71ZM81 97V96H80ZM85 97H89V95H85ZM93 97L95 98H98L100 99L99 97L97 96H94ZM91 97V98H93ZM104 97V96H103ZM108 97H111V96H108ZM167 97V96H166ZM166 97H163L165 99H167ZM175 97V96H173ZM23 98V97H21ZM37 98V99H36ZM83 98V97H82ZM90 98V99H91ZM107 97H104V99H106ZM121 96H120V100H121ZM138 98V99H139ZM182 98V97H181ZM211 98V97H210ZM15 99V100H14ZM65 99V98H64ZM73 99V98H72ZM71 99V100H72ZM78 99V97H77ZM87 99V98H86ZM116 99H119L118 98H115L114 100L116 101ZM184 99V98H183ZM182 99V101H183ZM189 99V98H187ZM194 99V98H193ZM21 100V99H20ZM22 100V101H23ZM89 100V99H88ZM94 101V99H92ZM101 100V99H100ZM99 102L98 101H94V102H98L101 103L102 102ZM109 100H113V99H109ZM119 100V102H120ZM123 100V99H122ZM126 100H127V97H126ZM129 100V99H128ZM152 100V99H151ZM160 100V98L158 99ZM192 100V99H191ZM221 100V99H220ZM261 100V99H260ZM15 101V102H14ZM23 101V102H24ZM45 101V100H44ZM65 101V100H64ZM63 101V102H64ZM76 101V100H75ZM86 101V100H85ZM84 101V102H85ZM103 101V100H101ZM161 102H163V99L160 100ZM46 102V101H45ZM49 102V101H48ZM86 102H89V101H86ZM85 102V103H86ZM92 102V105L93 103ZM113 102V101H111ZM122 102H126L125 100H123ZM134 102V101H133ZM141 102H144L143 100H141ZM152 102V101H150ZM155 102V101H154ZM159 102V101H158ZM159 102V103H161ZM189 102V101H188ZM191 102V101H190ZM189 102V103H190ZM9 103V102H8ZM22 103V102H21ZM25 103L24 106H25ZM40 103V102H38ZM47 103V102H46ZM51 103V102H50ZM57 103V102H55ZM79 103V101H78ZM107 103V102H106ZM121 103V102H120ZM120 103H117L120 104ZM156 103V102H155ZM155 103L154 104V108H155ZM165 103V102H164ZM170 103V102H169ZM196 103V102H194ZM192 103V104H194ZM221 103V102H220ZM7 104V103H6ZM5 104V106H6ZM18 106L19 107H15L11 106V109H9L8 111H10V118L11 120L8 118L4 119V118H1L0 119V168H4V167H1V164H5L6 165V161L8 159H15L16 160V169H17V176H18V179H19V182L23 183L24 182H32L34 179H38L36 178L35 176H38L39 174H36V170H39L40 172V176H41V179L42 181H40L39 179V183L43 184L41 187L44 191L42 192L41 194V205H42V210L44 213H46V220L44 221L43 217V221H44V225H45V228H44V232L47 233V237H43L45 239L44 241V244H45V247L47 248H50V252H51V259L53 260V262H51L52 264H150V260H151V256H147L149 255V253H151L150 251L153 249V250H156L157 247L158 248H177L180 247L182 248L179 244L180 242H185V238L186 236L188 235L187 232H186V236H185V232L182 231V229L179 228L178 225H175L174 223V226L172 228V226L168 225V224H165V226H159L158 225V221L156 220L157 219V213L152 211V208H150L147 204V202L144 201V199L150 195V193H152L151 191V187L153 188V185L151 184V179L149 176L147 175H144L142 173V167H143V162L141 161L143 157H151V158H155V156H153L152 153H147L145 150L141 149L142 147H140L138 149V151L134 152V151H131L129 149H126V148H122L120 150H116L115 151V160L117 162V165H118V171H119V174L122 175V176H129L131 177L132 179H134L137 183H138V186L140 187V192L142 193H139V196H138V205L140 207V211L141 212V215L143 217L144 220L141 219H138L136 217H133L134 216V212H133V209H132V215L133 216H126L125 217V214L123 213L125 211V207L129 205V203L131 202H128V203H124V200H121V208H120V212H122L123 214L121 215L119 213V215L117 213H115L114 211L112 210H109L105 204V202H102L101 198L104 200L103 195H100V193H98V190L99 187L101 184H102V179L99 180L98 178H95V179H98L99 180V183L101 182V184L99 185L98 181L96 183V185H94L92 183L93 180H88L87 177H89V175L87 176H84L86 178H84L82 176V178H84L85 180H83L82 182L80 181V185L79 186H75V185H68V184H65V182H67L69 180V178H73L71 174V172L69 171L71 169V167H69V163L67 164L65 161L63 162L59 156H58V153L56 152L55 149L58 148L57 145L53 144L52 142L46 144L45 146L41 148H34L29 145L30 144V141L29 140H32L33 136L30 134L27 133V131L25 130V125L24 123H29V122H25V118L27 117V114L24 113L23 111H20V101ZM16 104V105H17ZM41 104L43 105L44 103L41 102ZM60 105V103H58ZM64 104V103H63ZM82 105V103H80ZM89 104V103H88ZM85 105V106H88ZM106 106L105 103H102L101 106ZM113 104V103H112ZM114 104H116L114 102ZM125 104V103H123ZM135 104H138V103H135ZM145 104V103H144ZM150 104V103H148ZM147 104V105H148ZM188 104V103H187ZM217 104V103H216ZM222 104V103H221ZM1 105V104H0ZM11 105V104H10ZM9 105V106H10ZM29 105V104H28ZM32 105V103H31ZM48 105V104H47ZM51 105V104H49ZM97 105V104H95ZM99 105V104H98ZM97 105V106H98ZM109 105H111V103H109ZM122 105V104H120ZM127 105V103L125 104ZM147 105L145 107H147ZM152 105V104H150ZM149 105V106H150ZM174 105V104H173ZM204 105V104H203ZM224 105V104H223ZM4 106V107H5ZM41 106V105H40ZM45 106V105H44ZM53 106V104H52ZM78 106V105H76ZM108 106V105H107ZM114 106V105H113ZM123 106V105H122ZM128 106V105H127ZM138 106V105H137ZM153 106V105H152ZM167 106V105H166ZM190 106V105H189ZM2 107H3V104H2ZM3 107V108H4ZM23 107V106H22ZM48 107V106H47ZM47 107L43 110H46ZM118 108V106H115ZM132 107V106H131ZM134 107V106H133ZM142 108V106H140ZM151 107V106H150ZM186 107V106H185ZM191 107V106H190ZM206 107V106H205ZM2 108V109H3ZM27 108V106H26ZM39 108V107H38ZM44 108V107H41V109ZM50 108V107H48ZM54 108V107H53ZM129 108V107H128ZM139 108V106L137 107ZM153 108V109H154ZM163 109V107H161ZM175 108V107H174ZM178 108V107H177ZM30 109V108H29ZM52 108H50L49 110H51ZM56 109V108H55ZM67 109V108H66ZM79 109V108H78ZM103 109V108H102ZM109 109V108H108ZM114 109V108H113ZM112 109V110H113ZM124 109V108H123ZM136 109V105H135V108H133V110ZM146 110V108H144ZM149 109H152V108H149ZM158 109L160 110V108H157V111ZM160 110V111H163V110ZM185 109V108H184ZM194 109V108H193ZM200 109V108H199ZM197 109V110H199ZM229 109V108H228ZM258 109V108H257ZM42 110V111H43ZM60 110V108H59ZM58 110V111H59ZM75 110V109H74ZM110 110V109H109ZM121 110V109H119ZM117 110V115H121V112ZM132 110V109H131ZM140 110V109H139ZM166 110V109H165ZM175 110V109H174ZM203 110V109H202ZM223 110V109H222ZM7 111V110H6ZM33 111V107H32V110H30V112ZM36 111V110H35ZM48 111V109H47ZM52 111V110H51ZM49 111V112H51ZM54 111V110H53ZM57 111V109H56ZM58 111L55 112L57 113L56 115L58 116H61L63 115L62 112H65L66 111H62L60 110V112L62 113L61 115L58 114ZM114 112H116L115 110H113ZM123 111V110H121ZM124 111H127V110H124ZM138 111V110H137ZM149 111V110H148ZM153 111V110H152ZM159 111V112H160ZM184 111V110H183ZM190 111V110H189ZM187 109L184 111V112H188L190 113ZM193 111V110H192ZM191 111V112H192ZM212 111V110H211ZM1 112V111H0ZM29 112V111H28ZM37 112V111H36ZM35 112V113H36ZM48 112V113H49ZM72 112V111H71ZM70 112V113H71ZM78 112V111H76ZM111 112V111H109ZM108 112V113H109ZM120 112V113H119ZM143 112V111H141ZM146 112V111H145ZM164 112V111H163ZM167 112V110H166ZM226 112V111H225ZM7 113L5 116H7ZM44 113V114H43ZM37 112V118H41L40 121L42 120L43 122H47L50 120H48V115L47 113L45 112ZM53 113V112H52ZM51 113V114H52ZM68 113V112H67ZM66 113V114H67ZM94 113V112H93ZM127 115L125 113V117L123 116L122 119L124 118H127V117H130L132 115H137L136 113L132 114L130 112L127 111ZM150 113V111H149ZM154 113V112H153ZM177 113V112H176ZM193 113V112H192ZM206 113V112H205ZM214 113V112H213ZM217 113V112H216ZM36 114H33L32 115H35ZM54 114V113H53ZM69 114V113H68ZM74 114V113H73ZM99 114V113H98ZM132 114V115H131ZM144 114V112L142 113ZM155 114V113H154ZM154 114H151V115H154ZM218 114V113H217ZM92 115V114H91ZM130 115V116H129ZM140 115V113H139ZM160 115V114H159ZM189 115V114H188ZM209 115V114H208ZM28 116H31L28 115ZM51 116V115H50ZM57 116V117H58ZM79 116V115H77ZM96 116V115H95ZM94 116V117H95ZM98 117H96L97 120H100V117L99 115H97ZM109 116H112V115H109ZM127 116V117H126ZM142 116V115H141ZM150 116V115H149ZM148 116V117H149ZM196 116V115H195ZM1 117V116H0ZM8 117V116H7ZM13 117V118H12ZM55 115H54V120L57 121V119H55ZM63 117V116H62ZM93 117V116H91ZM103 117V116H102ZM134 117V116H133ZM136 117V116H135ZM146 117H147V114H146ZM154 117V116H153ZM152 117V118H153ZM158 117V116H156ZM163 118L165 117V115L162 116ZM170 116L166 117V120L167 118H169ZM174 120V118H177L179 120L178 117L176 116H171ZM182 117H186L184 116V114L182 115ZM233 117V116H232ZM29 118V117H27ZM26 118V119H27ZM36 118V119H37ZM61 118V117H60ZM59 118V119H60ZM68 118V117H67ZM71 117H69L70 119ZM86 118V117H85ZM139 118V117H138ZM171 118V120H172ZM183 118V119H184ZM191 120H192V117H190ZM223 118V117H222ZM62 119V118H61ZM68 119V120H69ZM73 119V118H71ZM90 119V118H89ZM95 119V121H96ZM101 119H104V118H101ZM145 120V118H143ZM177 119H175L177 122ZM194 121L198 119V117H194L193 118ZM29 120V119H28ZM34 120V119H33ZM53 120V118H52ZM88 120V119H87ZM106 120V118H105ZM142 121L141 122L145 123V121ZM151 120V119H150ZM160 120L162 121L163 119L160 118ZM170 120V118H169ZM216 120V119H214ZM259 120V119H258ZM30 123L33 124V122H31V120H29ZM34 122V124L36 123V125L34 127H37V130L38 128L41 127V124H43V122ZM63 121V120H62ZM89 121V120H88ZM93 121V120H92ZM102 121V120H101ZM129 121V120H128ZM127 121V123L129 124V122ZM147 121V119H146ZM149 121V120H148ZM154 121H157V120H153ZM240 121V120H239ZM50 122V121H49ZM59 122V121H58ZM61 122V121H60ZM59 122V123H60ZM73 122V120H72ZM100 122V121H99ZM107 122V121H106ZM122 122V121H121ZM120 122V123H121ZM158 122V121H157ZM155 122V123H157ZM163 122V121H162ZM162 122H159L157 123V125H161ZM166 122V121H165ZM46 123V124H47ZM53 123V121H52ZM55 123V122H54ZM51 124L53 127H51L50 125L48 126L47 128V125L44 123L45 125V130H51V128L53 129L56 125L55 124ZM58 123V124H59ZM64 123L67 124V122L64 121ZM63 123V124H64ZM76 124V122H74ZM80 123V122H79ZM78 123V124H79ZM84 123V122H83ZM94 123V122H93ZM97 123V122H96ZM108 123V122H107ZM114 122H112L113 124ZM123 123H126L125 121ZM149 123V122H148ZM201 123L200 121L198 122V124ZM217 123V122H216ZM219 123V122H218ZM232 123V122H231ZM31 124V126H32ZM69 124V123H68ZM73 124V123H71ZM70 124V125H71ZM74 124V125H75ZM104 124V123H103ZM109 124V123H108ZM139 124V123H138ZM168 124V122H167ZM171 125V123H169ZM168 124V126H169ZM189 124H192L189 122ZM197 123H195L196 125ZM202 124V123H201ZM205 124V123H204ZM207 124V123H206ZM29 125V124H28ZM61 125H62V122H61ZM101 125V124H100ZM99 125V127H100ZM131 125V124H130ZM134 125V123H133ZM131 125V126H133ZM143 125V124H142ZM148 125V124H147ZM153 125V123H152ZM164 125V123L162 124V126ZM177 125V124H176ZM175 125V127H176ZM180 125V123L178 124ZM188 125V124H187ZM208 125V124H207ZM58 127H60L59 125H56ZM65 125H63L64 127ZM79 126V125H78ZM92 126V125H91ZM106 126V125H105ZM115 126V124H114ZM121 126V125H120ZM137 126V128H139V126L141 125H135ZM156 126V125H155ZM161 126V127H162ZM166 126V124H165ZM163 126V127H165ZM173 123H172V126H170L171 128L173 127ZM193 126V130L194 129H197L198 127L199 128H202L200 127V125H196L197 128H194V125ZM195 126V127H196ZM223 126V125H222ZM33 127V126H32ZM33 127V128H34ZM44 127V126H42ZM56 127V128H58ZM68 127V126H67ZM70 128H72L71 126H69ZM74 127V126H73ZM82 127V126H81ZM108 127H110V125H108ZM107 127V128H108ZM118 127V125H117ZM145 127V126H144ZM148 127V126H147ZM224 127V126H223ZM61 128V127H60ZM84 128V126H83ZM94 128V127H93ZM97 128V127H95ZM94 128V129H95ZM102 128V127H101ZM104 128V127H103ZM114 128V127H113ZM112 128V129H113ZM116 128V126H115ZM121 128V127H120ZM133 128H136V127H133ZM159 128V127H158ZM166 128V127H165ZM190 128V127H189ZM188 128V129H189ZM36 129V128H35ZM42 131L43 129L40 128ZM55 129V128H54ZM63 129V128H62ZM67 129V128H65ZM87 129V128H86ZM92 129V127H91ZM106 129V128H105ZM110 129V128H109ZM164 129V128H163ZM173 129V128H172ZM191 129V134L190 132L188 133L191 137H195V140H192L191 139L188 141L187 140V146L185 147H197L199 149V151H192L193 149H191V152H192V159L194 160L191 168H187V166H184L185 163L181 162L180 160H176L175 162H172V161H169L168 160H162L160 163L158 162H155L154 165L159 167V172L161 173L158 177H161L159 178V185L160 186H164V182L166 183V180L165 179L168 177H166L164 179V177L166 175L169 174V172H172L173 173V170L174 171V174H177L179 173V175H184V177L186 176V178H188L187 180H182V177L181 178V181L179 180V182L177 181L176 186L175 184H173L174 180H176L175 178L178 177L177 175H173L174 177V180L172 181V185L175 186V188H178L179 191L181 192L180 194L184 195L186 197V200L185 202L184 201H179L177 199H181L182 196H178V198H176L171 192H168V190H165V186L161 188V192H159L158 195H155L153 196L155 201L156 202H160L161 199L163 197H165V200H164V204L161 205V207L163 208L164 206H166L165 208H170L172 209V211H177L178 213H180L181 211H184V208H185V203L188 205V209L194 213H197L200 208H201V199H198V203L196 204L195 203V200L197 199V196H199L200 194H198L197 192V189H195L192 185H191V182L193 181L194 182V179L195 177H202L204 180H207L210 182V179L209 177L205 176L204 174H201L199 172V166L198 165H205L203 162L206 161V159L204 158L205 155L207 156H210V157H214V151L213 149H211L210 151L202 148V146L200 147L198 145V143H201L200 142V136L201 134H203V132L200 134L198 132V130H192ZM204 129V128H203ZM202 129V130H203ZM210 129V128H209ZM212 129V128H211ZM220 129V128H219ZM31 132L33 131L32 129H30ZM78 130V129H76ZM75 130V131H76ZM88 130V129H87ZM101 130V129H100ZM111 130V129H110ZM118 131V129H115ZM115 130L113 129V131L115 132ZM125 130V129H124ZM159 130H161L159 128ZM183 130V129H182ZM187 130V129H186ZM55 131L57 132V129H55ZM59 131V130H58ZM69 131V130H68ZM70 131H72V129H70ZM144 131V130H143ZM147 131V130H146ZM155 131V129H154ZM157 131V130H156ZM180 131V129H179ZM197 133H196V132ZM201 131V130H200ZM228 131V130H226ZM225 131V132H226ZM30 132V133H31ZM35 132V131H33ZM38 132V131H37ZM54 132V131H53ZM90 132V131H89ZM112 132V131H111ZM112 132V134L114 133ZM119 132V131H118ZM126 132V131H125ZM130 132V130H129ZM159 132V131H158ZM164 132V131H163ZM185 132V131H184ZM59 133V132H58ZM69 133V132H68ZM74 133V131H73ZM92 133V132H91ZM101 133V132H99ZM142 134H144L143 132H141ZM140 133V135H142ZM162 133V132H161ZM174 133V132H173ZM194 135H193V134ZM43 134V133H42ZM62 134V133H61ZM70 134V133H69ZM68 134V135H69ZM72 134V133H71ZM75 134V133H74ZM95 134V133H94ZM105 134V133H104ZM102 133V135H104ZM107 134V132H106ZM117 134V133H116ZM119 134V133H118ZM121 134V133H120ZM148 134V133H147ZM158 134V133H157ZM160 134V133H159ZM183 134V133H182ZM187 134V133H186ZM187 134V136H189ZM41 135V133H40ZM44 135V134H43ZM47 135V133L45 134V136ZM53 135V134H52ZM63 135V134H62ZM76 135V134H75ZM98 135V134H96ZM131 135V133H130ZM134 135V133L132 134V136ZM139 135V136H140ZM151 135V134H150ZM162 135V134H161ZM176 135V134H175ZM193 135V136H192ZM204 135V134H203ZM56 136V135H55ZM83 136V135H82ZM117 136H120V135H117ZM132 136H128V137H131ZM179 136V135H178ZM183 136V135H182ZM38 138H41L40 136H37ZM36 137V138H37ZM57 137V136H56ZM64 137V136H63ZM110 137V136H109ZM122 137V136H121ZM180 137V136H179ZM35 138V139H36ZM66 138V137H65ZM96 138L98 139L96 141L98 144H101V143H104L106 146L108 145H112L114 144L115 145V141L111 140V139H107L106 137H97ZM120 138V137H119ZM118 138V139H119ZM124 138V136L122 137ZM127 138V137H125ZM134 138V137H133ZM137 136L135 137V140L138 141V139H136ZM148 138V137H147ZM212 138V137H211ZM228 138H230L233 142V144L235 145L236 149L239 151L238 155H240L241 157H244L247 159V161L249 160V158L251 157V155H253V153L255 152V148L253 147L252 143H251V140L248 139L246 137V135L244 133H239V132H234L232 133L230 136H228ZM42 139V138H41ZM44 139V138H43ZM42 139V140H43ZM157 139V138H156ZM155 139V140H156ZM181 139V138H180ZM185 139H189V138H183L181 139L183 142H185ZM38 140V139H37ZM40 140V141H42ZM149 140V139H148ZM215 140V139H213ZM39 141V140H38ZM46 141V139H45ZM80 141V139H76V140H70L69 142H66L68 144L65 145L66 147V150H75L77 149L78 146H76V143ZM122 141V140H121ZM142 141V139H141ZM145 141V140H144ZM179 142L178 144L182 143ZM35 142V141H34ZM129 142V141H128ZM131 142V141H130ZM38 143V142H36ZM41 144L43 142H40ZM45 143V142H44ZM84 143V142H83ZM95 143V142H94ZM118 143V142H117ZM121 143V142H120ZM134 143V142H132ZM139 143V142H138ZM156 143V142H155ZM175 143V142H174ZM206 143V141H205ZM208 143V142H207ZM96 144V143H95ZM97 144V145H98ZM124 144V143H123ZM143 144V142H142ZM203 144V142H202ZM85 145V143H84ZM87 145V144H86ZM169 145V144H168ZM131 146V145H130ZM136 146V145H135ZM143 146V145H141ZM178 147L180 145H177ZM184 146V145H182ZM64 147V149H65ZM101 147V146H100ZM137 147V146H136ZM79 148V147H78ZM94 148V147H93ZM173 148V147H172ZM181 148V147H180ZM183 148V147H182ZM186 149V152L187 150L189 149ZM217 148V147H216ZM81 149V148H79ZM84 148H82L81 150H83ZM142 150V151H139V150ZM165 149V148H164ZM175 149V148H174ZM178 149V148H177ZM226 149V148H225ZM8 150H14V153L15 155L12 157L9 156V152ZM85 151H88L86 150V148L84 149ZM99 150V149H98ZM107 150V149H105ZM104 150V151H105ZM133 150V149H132ZM165 150H168V149H165ZM184 150V149H183ZM218 150V149H217ZM258 150V149H257ZM37 151V154L39 156L36 155V152ZM77 151V150H76ZM85 151L83 153H85ZM96 151V150H95ZM102 151V150H101ZM109 151V150H108ZM156 151V150H155ZM162 152V149L160 150ZM178 151V150H177ZM13 152V151H12ZM26 152H28V154H26ZM61 152V151H60ZM161 152H158V153H161ZM168 152V151H167ZM171 152V151H170ZM184 152V151H183ZM186 152H184V154H186ZM82 153V154H83ZM93 153V152H92ZM95 153V152H94ZM93 153V155H94ZM103 153V151L101 152ZM164 153V152H163ZM191 155L190 153V150L189 152H187ZM201 153V154H200ZM237 153V152H236ZM63 154V153H62ZM100 154V153H99ZM168 154V153H167ZM165 154V155H167ZM172 154V153H171ZM178 154V153H177ZM188 154V156H189ZM65 154L61 155L63 157L61 158H67L66 156H64ZM72 155V154H70ZM84 155V154H83ZM82 155V156H83ZM86 155H89V153H86ZM170 155V154H168ZM180 155L182 156L183 154L180 153ZM178 155V156H180ZM191 155V156H192ZM237 155V154H236ZM68 156V155H67ZM80 155L77 156V153H76V156H75V153H74V157H77L79 158ZM187 156V154H186ZM206 156V158H207ZM31 158L29 159L28 161H26V169H24L25 165H23V162L26 160V158ZM73 157V156H72ZM89 157L92 158V156H88V159ZM167 157V156H165ZM171 157V156H170ZM190 157V156H189ZM81 158V157H80ZM87 158V157H86ZM172 158V157H171ZM180 158V157H179ZM178 158V159H179ZM253 158V157H252ZM71 159V158H70ZM69 159V160H70ZM74 159V158H73ZM72 159V160H73ZM76 159V158H75ZM82 159V158H81ZM85 159V158H84ZM87 159V160H88ZM166 159V158H165ZM173 159V158H172ZM189 159V158H188ZM191 159V158H190ZM244 159V160H246ZM14 160V161H15ZM77 160V159H76ZM75 160V161H76ZM183 160V159H182ZM68 161V160H67ZM81 162V165H83V168L85 169L86 165H84V163H82L83 161L79 160ZM93 161V160H92ZM92 161H89L88 160V163ZM210 159H208V165L213 163L212 164V167H214L213 165H215L214 161L209 163ZM239 161V160H238ZM71 160H70V164H71ZM79 162V163H80ZM87 162V161H86ZM100 162V161H99ZM186 162L190 163L189 160H187ZM25 163V162H24ZM66 163V164H64ZM76 163V162H75ZM78 163V162H77ZM94 163V161H93ZM92 163V164H93ZM98 163V162H96ZM102 163V162H101ZM92 164H90L92 166ZM10 165V163H9ZM28 165V167H27ZM69 167V168H67ZM76 166L78 164H75ZM74 164L71 165V166H75ZM98 165H100L98 163ZM108 165V164H107ZM189 165V164H188ZM236 165V164H235ZM8 166V165H7ZM15 167V164L13 165ZM97 166V165H96ZM104 167H106L105 165H103ZM111 166V165H110ZM207 166V165H206ZM210 166V165H209ZM79 167V166H78ZM216 167V166H215ZM74 168V167H73ZM72 168V169H73ZM81 166L79 167V169H83ZM110 168V167H109ZM218 167H216L217 169ZM10 169V168H9ZM71 169V171L75 170L76 168H74L73 170ZM93 169L91 167H89V169L87 170L88 172H93ZM101 169V168H100ZM106 169V168H105ZM108 169V168H107ZM215 169V168H214ZM6 170V169H4ZM8 170V169H7ZM12 170V169H11ZM25 170V171H24ZM86 170V169H85ZM92 170V171H91ZM76 171V170H75ZM83 173H82V172ZM80 172H77V174L79 175V173H82L84 174L85 172L83 170H81ZM103 171V170H102ZM105 171V170H104ZM103 171V172H104ZM110 171V169H109ZM158 171V170H157ZM177 171V173H175ZM225 171V170H224ZM1 172V171H0ZM13 172V171H11ZM108 172V171H107ZM217 172V171H216ZM3 173V172H2ZM1 173V174H2ZM6 173V172H5ZM10 173V172H9ZM73 173V172H72ZM87 173V172H86ZM95 173V172H94ZM168 173V174H166ZM96 174V173H95ZM156 174V173H155ZM225 174V173H224ZM3 177H4V174H2ZM2 175H0L1 179H2ZM12 175V174H11ZM35 175V176H34ZM76 175V174H75ZM81 175V174H80ZM79 175V176H80ZM93 177L96 175H93L91 174ZM10 176V175H9ZM78 176V177H79ZM91 176V177H92ZM110 176V175H109ZM112 176V175H111ZM121 176V177H122ZM170 176V175H169ZM211 176V175H210ZM77 177V176H76ZM104 178H106V174L105 176L103 175ZM157 177V176H156ZM172 177V175L170 176ZM13 178V177H12ZM82 178H75L76 179H81ZM90 178V177H89ZM179 178V177H178ZM239 178V177H238ZM1 183L3 180H1ZM158 179V178H157ZM171 179V178H170ZM169 179V180H170ZM71 180V179H70ZM75 180L73 182H75ZM104 180V179H103ZM112 180V179H111ZM110 180V181H111ZM216 180V179H215ZM5 181V179H4ZM91 181V183H90ZM115 181V180H114ZM171 181V180H170ZM206 181V182H207ZM36 182V181H35ZM51 182V183H49ZM70 182V181H69ZM78 182V181H77ZM158 182V180H157ZM169 182V181H168ZM176 182V181H175ZM202 182V181H201ZM4 183V182H3ZM9 183V182H8ZM90 183V184H89ZM170 183V182H169ZM168 183V184H169ZM32 184H35V183H32ZM38 184V182H37ZM245 184V183H244ZM10 185V184H9ZM19 185V183H18ZM31 185V184H30ZM105 185V184H104ZM155 185V184H154ZM158 185V186H159ZM193 185L195 186V184L193 183ZM223 185V184H222ZM33 186V185H32ZM39 186V185H38ZM41 186V185H40ZM39 186V187H40ZM95 186V187H94ZM116 186V185H115ZM118 186V185H117ZM134 186V185H133ZM199 186V185H198ZM202 186V185H201ZM204 186V185H203ZM29 187V186H28ZM27 187V188H28ZM101 187V186H100ZM119 187V186H118ZM197 187V186H196ZM103 187H101L102 189ZM117 188V187H116ZM213 188V187H212ZM244 188V187H243ZM2 189V188H1ZM4 189V187H3ZM105 189V188H104ZM110 189V188H109ZM114 189V187H113ZM120 188H117V191H119ZM211 189V188H210ZM39 190H41L39 188ZM126 190V189H125ZM135 190V189H134ZM153 190V189H152ZM160 190V189H159ZM201 190V189H200ZM215 190V189H214ZM213 190V191H214ZM6 191V190H5ZM105 191V190H104ZM212 191V192H213ZM102 192H103V189H102ZM117 192V194H118ZM133 192V191H132ZM158 192V191H157ZM6 193H10L9 191H7ZM28 194H30L31 196H33L32 192L28 190L27 192ZM107 193V192H106ZM123 193V191H122ZM120 193V196L123 194ZM240 193V192H239ZM17 194V193H16ZM80 194L81 196H78V197H81L80 199L81 200H77V195ZM102 194V193H101ZM104 194V193H103ZM128 194V193H127ZM9 195V194H8ZM110 195V194H109ZM141 195H144V197H140ZM154 195V194H153ZM216 195V194H215ZM38 196V195H37ZM103 196V197H102ZM112 196V195H111ZM131 196V195H130ZM130 196H123L125 198L129 197ZM201 196V195H200ZM19 197V196H18ZM109 197V196H108ZM4 198V197H3ZM3 198H0V205L1 204H5V202L3 201L4 199ZM128 198V199H129ZM3 199V200H2ZM71 199H73V201L77 202V203H73L71 201ZM75 199V200H74ZM121 199V198H120ZM107 200V199H106ZM130 200V199H129ZM214 200V198H213ZM131 201V200H130ZM133 201V199H132ZM147 201V200H146ZM215 201V200H214ZM213 201V202H214ZM35 202V201H34ZM33 202V203H34ZM40 202V201H39ZM27 203V202H26ZM205 203V201L203 202ZM228 203V202H227ZM40 204V203H39ZM51 204L53 205V207L51 208ZM120 204V203H119ZM124 204H127L125 206H123ZM132 204V203H131ZM222 205V204H221ZM4 206V205H3ZM3 206H0V251L1 252H4L5 249L2 247V236L5 234L4 231L7 232L8 230V227H7V224H6V219L9 217L5 212H4V209H3ZM131 206V205H130ZM129 206V207H130ZM133 206V205H132ZM41 207V206H40ZM111 207V206H110ZM223 207V206H222ZM6 208V207H5ZM12 208V206H11ZM10 208V210H11ZM14 208V207H13ZM23 210H24V207H22ZM161 208V209H162ZM127 209V207H126ZM170 209H167V210H170ZM203 209V208H202ZM228 209V208H227ZM14 210V209H13ZM128 210H131V209H128ZM126 210V211H128ZM125 211V212H126ZM202 211V210H201ZM204 211V210H203ZM173 212V213H174ZM187 212V211H185ZM191 212V213H192ZM23 213V212H22ZM128 213V212H127ZM190 213V212H189ZM189 213H187L189 215ZM228 213V212H227ZM27 214V213H26ZM58 214H60V216H58ZM136 214V213H135ZM198 214V213H197ZM10 215V214H9ZM102 215V216H101ZM104 215V216H103ZM182 215V214H181ZM191 215V214H190ZM204 215V214H203ZM124 216V217H123ZM170 216V215H169ZM179 217V216H178ZM202 217V216H201ZM20 220H21V223L23 221H25L27 219L26 215H22L20 214ZM50 218H54L55 220L58 221V223H53L55 220H53V222L50 221ZM169 218V217H168ZM177 218V216L175 217ZM180 218V217H179ZM178 218V220H179ZM41 219V220H42ZM183 219V218H182ZM190 219V218H189ZM195 222H200L201 220H203V222H205L203 224L204 226V230H208L209 227H210V224L212 223V220L214 219L213 217L211 218L210 216H208L207 214L205 215L204 219L200 218V215L199 216H196L195 218ZM15 221V219H13ZM18 220V219H17ZM36 220V219H35ZM146 220H149L151 223L153 222L154 224V221H157L155 224H157L156 229H154V226L153 224H148L150 223L149 221H146ZM170 220V218H169ZM169 220L166 222L169 223ZM177 220V219H176ZM177 220V221H178ZM13 221V222H14ZM40 221V220H38ZM124 221V222H122ZM165 221V220H164ZM172 221V220H171ZM175 221V220H174ZM176 221V222H177ZM180 221V220H179ZM179 221L177 222V224H179ZM12 222V220H11ZM12 222V224H13ZM17 222V221H16ZM165 222V223H166ZM175 222V223H176ZM182 222V220H181ZM185 222H187V225L188 224V221L186 220ZM194 222V223H195ZM202 222V221H201ZM200 222V223H201ZM18 223V222H17ZM41 223V222H40ZM39 223V224H40ZM183 223V222H182ZM182 223H180L179 225H181ZM190 223V222H189ZM9 224V223H8ZM154 224V225H155ZM172 224V225H173ZM215 224V222H214ZM236 224V223H235ZM41 225V224H40ZM184 225V224H183ZM9 226V225H8ZM14 227V225H12ZM11 226V227H12ZM182 226V225H181ZM10 227V226H9ZM184 227V226H183ZM185 227H186V224H185ZM188 227V226H187ZM196 227V226H195ZM193 227V228H195ZM215 227V226H214ZM18 228V227H17ZM24 228L23 227V231H24ZM189 228V227H188ZM236 228V231L239 235H243L242 234V231L240 229V224L237 220V224L235 226ZM262 228V231L264 230V228L262 227V224H261V227ZM11 229V228H10ZM27 229V228H26ZM25 229V230H26ZM58 229H61L62 231L60 232V230ZM215 229V228H214ZM29 230V229H28ZM28 230H27V234H28ZM142 230V231H141ZM184 230V229H183ZM195 230V229H194ZM22 231V228L21 229H17L16 232H17V238H15L16 240H14V243L16 244V246L19 247L20 249V252H21V255L24 259L25 262H27V264H34L33 262H31L33 260V257L34 256H37V252L34 249V247H30L28 248V246L26 247V245L24 244V241L22 240V236L26 235L24 234ZM141 231L142 234L144 233V237L146 239H144L142 237V235L138 236V233ZM219 231V230H218ZM221 231V230H220ZM11 232H8L6 234H9V238L11 235ZM57 232V236H56V239L52 240V238L50 237V235H54V233ZM228 232V231H227ZM31 234V233H30ZM28 234V235H30ZM2 235V236H1ZM32 235V234H31ZM35 235V234H34ZM6 236V235H5ZM16 236V234L14 235ZM44 236V235H43ZM54 237V236H53ZM144 239H142V238ZM252 237V236H250ZM5 238H8V237H5ZM12 238V237H11ZM10 238V239H11ZM188 238V237H187ZM4 239V238H3ZM40 239V238H39ZM264 239V238H263ZM5 240V239H4ZM9 240V239H8ZM12 240V239H11ZM10 240V241H11ZM32 240V239H31ZM190 240V238L188 239ZM195 240V239H194ZM222 240V239H221ZM9 241V242H10ZM201 241V240H200ZM6 242L7 239H6ZM12 242V241H11ZM192 242V241H191ZM13 243V244H14ZM28 243V242H27ZM29 243H32V242H29ZM196 243V242H195ZM264 243V242H262ZM188 244V243H187ZM197 244V243H196ZM255 244V243H254ZM10 247H11V244H9ZM25 245V246H24ZM179 245V246H178ZM191 245V243H190ZM193 245V243H192ZM191 245V247H192ZM199 245V244H198ZM39 246V245H38ZM151 246H155L156 249L154 248H150ZM196 246V245H193V247ZM259 246H262V245H259ZM14 247V246H13ZM11 247V249L13 248ZM190 247V248H191ZM192 247V249L194 250V248ZM219 247V246H218ZM40 248V247H39ZM38 248V249H39ZM46 248V249H47ZM189 248V250H191ZM200 248V247H199ZM198 248V249H199ZM262 248V247H261ZM10 249V248H9ZM16 249V248H15ZM45 249V248H44ZM151 249V250H150ZM196 249V248H195ZM13 250V249H12ZM18 250V249H17ZM150 250V251H149ZM191 250V251H193ZM260 250V248H259ZM264 250V249H263ZM262 250V252H263ZM16 251V250H15ZM15 251H12L11 252V255L13 256V259L15 260V263L21 261V255H17ZM34 251L36 252L34 256H32L34 254ZM165 251V250H164ZM186 251L187 253V249H185L183 251V254L184 252ZM255 251V250H254ZM159 252V251H158ZM167 251H165L166 253ZM171 252V251H170ZM19 254V252H17ZM161 253V252H160ZM164 253V254H165ZM169 253V252H168ZM179 253V252H178ZM189 253V252H188ZM195 254V252H193ZM225 253V252H224ZM229 253V252H228ZM259 253V252H258ZM264 253V252H263ZM262 253V254H263ZM159 254V253H158ZM163 254V252H162ZM167 254V253H166ZM181 254V252H180ZM190 254V253H189ZM197 254V253H196ZM253 254H255L253 252ZM2 255L1 254V257H0V264H3L2 262ZM257 255V254H255ZM48 256V255H47ZM140 256V257H139ZM163 257H165L164 255H162ZM161 256V257H162ZM170 256V255H169ZM168 256V257H169ZM173 256V255H172ZM184 256V255H183ZM193 256V255H192ZM254 256V255H253ZM40 257V256H39ZM166 257V258H168ZM186 257V256H185ZM256 257V258H254ZM253 258L255 259V261L253 260L252 262L254 264L257 263V261L260 259V257L263 259V256L260 255V257H258L257 259V256H254ZM36 258V257H34ZM170 258H172L170 256ZM198 258V257H197ZM197 258H196V261H197ZM193 260V259H192ZM261 260V259H260ZM168 261V260H167ZM174 261V260H173ZM176 261V260H175ZM178 261V260H177ZM195 261V262H196ZM200 261V260H199ZM198 261V262H199ZM38 262H41V261H38ZM36 262V263H38ZM143 262V263H142ZM194 262V260H193ZM259 262V261H258ZM13 263V261H12ZM42 263V262H41ZM50 263V264H51ZM160 263V262H159ZM182 263V262H181ZM264 263V262H263ZM18 264V263H17ZM154 264V263H153ZM157 264V263H156ZM163 264H168V263H164ZM258 264V263H257Z\"/></svg>",
    "mask_w": 264,
    "mask_h": 264
}]
</instances>
